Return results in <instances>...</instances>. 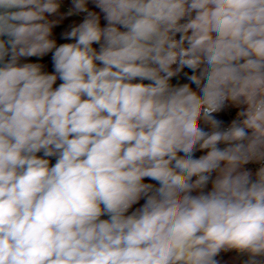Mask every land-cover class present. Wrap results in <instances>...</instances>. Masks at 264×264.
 I'll use <instances>...</instances> for the list:
<instances>
[{
	"label": "clouds",
	"instance_id": "9594fccd",
	"mask_svg": "<svg viewBox=\"0 0 264 264\" xmlns=\"http://www.w3.org/2000/svg\"><path fill=\"white\" fill-rule=\"evenodd\" d=\"M0 264H264V0H0Z\"/></svg>",
	"mask_w": 264,
	"mask_h": 264
},
{
	"label": "built area",
	"instance_id": "2783aa9c",
	"mask_svg": "<svg viewBox=\"0 0 264 264\" xmlns=\"http://www.w3.org/2000/svg\"><path fill=\"white\" fill-rule=\"evenodd\" d=\"M248 167H250L253 171H255L256 168L258 167V165H256V164H251V165H249Z\"/></svg>",
	"mask_w": 264,
	"mask_h": 264
},
{
	"label": "trees",
	"instance_id": "16d2710c",
	"mask_svg": "<svg viewBox=\"0 0 264 264\" xmlns=\"http://www.w3.org/2000/svg\"><path fill=\"white\" fill-rule=\"evenodd\" d=\"M232 255H234V254H232V253H230V254H227V255H225V257H224V258L227 260V259H229V257H230V256H232Z\"/></svg>",
	"mask_w": 264,
	"mask_h": 264
}]
</instances>
